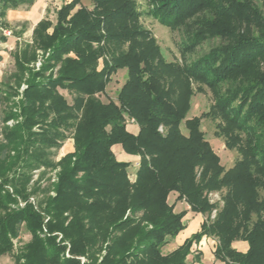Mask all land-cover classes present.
Here are the masks:
<instances>
[{
	"label": "trees",
	"instance_id": "1",
	"mask_svg": "<svg viewBox=\"0 0 264 264\" xmlns=\"http://www.w3.org/2000/svg\"><path fill=\"white\" fill-rule=\"evenodd\" d=\"M34 1L0 0V42L6 41L2 29H11L7 10ZM147 3V13L168 27L203 11L216 16L200 21L188 51L207 38L222 42L193 61H166L140 23L136 0H92L90 8L69 0L56 10L54 23L43 17L34 25L32 44L14 51V70L0 84V256L10 254L14 264H186L203 235L218 238L213 255L225 264H264V13L249 0ZM37 48L49 53L33 71L28 63ZM119 69L127 78L115 100H101ZM192 83L199 91L208 88L213 103L186 118ZM127 117L137 133L127 130ZM203 117L217 120L214 135L238 154L228 169L200 129ZM71 130L73 150L54 161ZM114 144L139 157L134 181L129 162L111 150ZM40 165L60 167L53 196L49 187L27 189L30 172ZM17 166L20 174L9 177ZM222 187L215 218L163 254L168 237L185 227V210L175 212L168 194L177 192L190 211L204 214L214 207L204 192ZM38 189L43 194L35 208L27 200ZM17 196L23 207L14 206ZM21 228L30 238L14 251ZM234 240L246 241L247 250L233 248Z\"/></svg>",
	"mask_w": 264,
	"mask_h": 264
},
{
	"label": "rangeland",
	"instance_id": "2",
	"mask_svg": "<svg viewBox=\"0 0 264 264\" xmlns=\"http://www.w3.org/2000/svg\"><path fill=\"white\" fill-rule=\"evenodd\" d=\"M69 0H35L32 5H22L15 9L8 10V14L6 19L11 25V29H2V34H6L7 41L0 42V84L8 80L9 75L14 70V51L16 49L23 48L25 44H32V30L33 24L38 18L46 17L50 19L53 23L55 22V15L56 10L65 2ZM81 5L90 8L92 6V0H80ZM251 5L256 8L261 14L264 13V0H249ZM138 9L141 12L140 16V23L143 27L148 29L152 36H154L156 43L160 48V52L163 58L166 61H178L180 64L184 62H190L195 60L196 58L200 57L204 53L208 52L209 49L219 45L222 42L220 38H207L201 40L195 46L190 49L189 51L186 49L187 46L192 47L190 41L192 40V31L197 30L199 23L202 19L207 18L212 21L216 20V16L210 15L207 11H203L200 13H196L191 17L185 18L184 21L175 27H168L160 24L155 18L150 16L147 13L148 10V3L147 0H136ZM14 30L15 33H12L11 30ZM49 31L51 29H48ZM189 48V47H188ZM35 58L28 63V67L31 70H38L41 67L44 59L47 57L49 50H42L37 48L34 50ZM40 60V65H36V63ZM101 61V60H99ZM101 65V62H100ZM99 65V66H100ZM54 75L56 74L55 69L52 71ZM127 78V71L126 69H119L114 72L111 77L110 81L107 83L105 91H103L102 95H100L101 100L106 101L107 99H114L116 98V94L122 85V83ZM25 84L21 83L18 88L19 94L13 97V100L18 103L21 98V92L24 89ZM193 87V94L190 98V105L189 109L186 114V118H192L199 116L202 112H206L209 110L210 105L213 103L212 95L208 88L203 86V91H199L197 89V85L192 83ZM66 99L70 102L71 95L66 91L59 89ZM4 105H0V109L3 108ZM13 111L19 112V107L15 105L13 107ZM131 118L127 117L126 121V128L128 131L132 133H137L138 125L136 124L135 120L134 123L128 122ZM21 120V116L17 119H10L8 124L12 126L16 122ZM216 124L217 120L212 119L210 117H203L201 119L200 129L203 131L205 138L211 145V148L216 153L219 158V164L223 166L224 169H228L234 163V160L238 157V154L235 149H229L225 146L223 137L214 135L216 131ZM39 125H34L31 130L38 132ZM180 128L183 133H186V129L184 128L183 122L180 123ZM158 130L160 132L163 131L162 127L159 126ZM72 130L66 133V138L63 141H60L61 146L54 151L52 154V158L54 161H58L61 157H63L68 152V144H73V137L71 135ZM138 161L134 165H130L127 167L128 178L130 181H134L135 179V172L137 169ZM20 166H17L14 171L8 173V176H18L21 172ZM60 170L59 165L54 167H45L40 165L34 168L30 172V180L27 184V189L32 188L34 186H38L40 189L42 187H49L48 195L53 196L54 190L52 187L53 183L57 182L58 172ZM200 169L197 170V175H199ZM32 186V187H31ZM4 189L10 193H13V189L10 184H5ZM177 192L171 191L169 194H173ZM225 192V188L222 187L220 189L213 188L206 190L204 195L209 203L214 204V207L210 211V213L202 214L204 216L203 221L210 223L219 210L223 206L222 194ZM32 193V192H31ZM264 192L261 191V194ZM43 191L39 190L36 193H32L29 195L27 203L29 202L35 208H39L38 200L42 197ZM168 194V195H169ZM172 196H170L169 200H172ZM177 199V197H176ZM168 200V197H167ZM26 204L25 200L17 196L16 197V204L14 206L23 207ZM175 211V210H174ZM177 212V211H175ZM201 214V213H200ZM254 218V217H253ZM202 221V222H203ZM201 222V223H202ZM45 230V229H44ZM43 230V231H44ZM200 230V228H199ZM197 230V231H199ZM196 231V232H197ZM57 235V240L61 237L59 233ZM208 237L211 241L210 245L213 246V249L209 245V250L213 253L215 246L219 243V240L216 236L213 235H203L201 238ZM30 235L24 228H21L20 234L17 238L13 239L14 251H18V248L26 241H28ZM171 238L168 237L167 242L161 247V251L163 254L167 253L168 247L171 246ZM201 240V239H200ZM199 240V241H200ZM198 241V242H199ZM236 241V240H234ZM197 243V242H196ZM66 244V248L64 250V254L67 256L68 253V242L64 241ZM232 246V243H231ZM233 247V246H232ZM234 248V247H233ZM208 250V251H209ZM198 246H191L190 253L197 254ZM199 254V253H198ZM209 254V252H208ZM5 263L2 264H13V257L10 254H5ZM190 254L186 257V264H202L201 260H193L190 262ZM209 260L207 258L204 259V264H225L223 261L219 259H215L214 255L211 257L209 254ZM81 263L85 260L84 257H79ZM1 264V263H0Z\"/></svg>",
	"mask_w": 264,
	"mask_h": 264
},
{
	"label": "crops",
	"instance_id": "3",
	"mask_svg": "<svg viewBox=\"0 0 264 264\" xmlns=\"http://www.w3.org/2000/svg\"><path fill=\"white\" fill-rule=\"evenodd\" d=\"M8 10H11V9H8ZM8 10L6 12V17L8 14ZM42 18L41 17L38 18L34 22L33 27ZM7 22H8V20H7ZM9 25H10V23H9ZM10 27H11V25H10ZM12 33H15V32H12ZM4 35L6 36V34H4ZM6 41H7V36H6ZM6 41H4V42H6ZM68 149H69L68 152H71L73 150V144H68ZM111 150L113 151L117 160L129 162V166L134 165L139 159V157L136 155H130V154L125 153L119 144L112 145ZM170 196L173 197L172 200H169ZM176 197H177V194L174 192H173V194L172 193L169 194L168 195V202L170 204H173L174 210L177 212L185 210V215L182 218V221L185 224V227L177 235H175L173 238H171L172 239L171 244H170L171 246L168 247L167 253L174 250L177 246L182 244V242L187 237H189L191 234H193L197 230H199L200 224L204 219V216L202 214L190 211L188 208L189 206L186 204V202L183 199H176ZM209 241H211V240L208 237H205V238L203 237V238H201V240L199 242L193 243V246L194 247L198 246V249L200 251H198L199 254L198 253L197 254L189 253L190 254L189 255L190 262H192L193 260H199V261L201 260V263L204 264L203 261L205 258H207V260H209V258H210L209 254L211 255V257L213 256V253L208 249L209 245H210ZM210 246L213 249V246L212 245H210ZM232 246L236 250L241 251V252H245L248 248L247 242L243 241V240L233 241ZM208 252H209V254H208ZM197 255H198V259H196ZM5 257H6V255L0 256V263L1 264L5 263ZM187 259H188V257H187ZM194 264H197V262Z\"/></svg>",
	"mask_w": 264,
	"mask_h": 264
},
{
	"label": "built area",
	"instance_id": "4",
	"mask_svg": "<svg viewBox=\"0 0 264 264\" xmlns=\"http://www.w3.org/2000/svg\"><path fill=\"white\" fill-rule=\"evenodd\" d=\"M36 65H37V66L40 65V60H38V62L36 63ZM128 122H130V123H134V120L131 118Z\"/></svg>",
	"mask_w": 264,
	"mask_h": 264
}]
</instances>
